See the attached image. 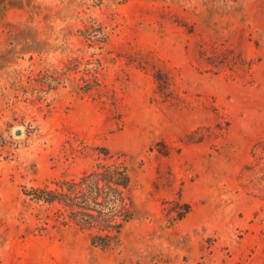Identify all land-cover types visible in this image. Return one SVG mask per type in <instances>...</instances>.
I'll return each instance as SVG.
<instances>
[{
    "label": "rangeland",
    "instance_id": "374dc122",
    "mask_svg": "<svg viewBox=\"0 0 264 264\" xmlns=\"http://www.w3.org/2000/svg\"><path fill=\"white\" fill-rule=\"evenodd\" d=\"M118 164L109 248L26 195ZM0 264H264V0H0Z\"/></svg>",
    "mask_w": 264,
    "mask_h": 264
},
{
    "label": "trees",
    "instance_id": "16d2710c",
    "mask_svg": "<svg viewBox=\"0 0 264 264\" xmlns=\"http://www.w3.org/2000/svg\"><path fill=\"white\" fill-rule=\"evenodd\" d=\"M153 77L158 92L167 99L169 76L157 70ZM130 191V173L124 164H118L99 165L78 181H59L57 188L32 189L26 195L49 206L61 205L68 213V223L91 232L92 245L106 249L119 240L125 224L132 220L134 202Z\"/></svg>",
    "mask_w": 264,
    "mask_h": 264
},
{
    "label": "water",
    "instance_id": "95a60500",
    "mask_svg": "<svg viewBox=\"0 0 264 264\" xmlns=\"http://www.w3.org/2000/svg\"><path fill=\"white\" fill-rule=\"evenodd\" d=\"M17 134H20V132L18 131V133Z\"/></svg>",
    "mask_w": 264,
    "mask_h": 264
}]
</instances>
